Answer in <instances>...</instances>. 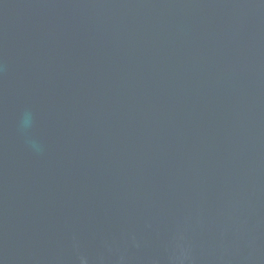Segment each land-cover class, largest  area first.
I'll list each match as a JSON object with an SVG mask.
<instances>
[{
    "label": "water",
    "instance_id": "95a60500",
    "mask_svg": "<svg viewBox=\"0 0 264 264\" xmlns=\"http://www.w3.org/2000/svg\"><path fill=\"white\" fill-rule=\"evenodd\" d=\"M0 264H264V0H0Z\"/></svg>",
    "mask_w": 264,
    "mask_h": 264
},
{
    "label": "clouds",
    "instance_id": "9594fccd",
    "mask_svg": "<svg viewBox=\"0 0 264 264\" xmlns=\"http://www.w3.org/2000/svg\"><path fill=\"white\" fill-rule=\"evenodd\" d=\"M30 123H31V116H30V114H26V118L23 122V126L28 127V126H30Z\"/></svg>",
    "mask_w": 264,
    "mask_h": 264
}]
</instances>
